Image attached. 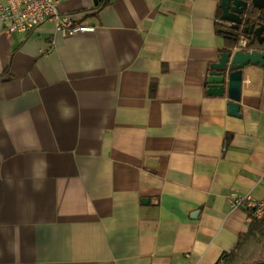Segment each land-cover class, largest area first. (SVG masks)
I'll return each instance as SVG.
<instances>
[{
	"label": "crops",
	"instance_id": "0c3cea01",
	"mask_svg": "<svg viewBox=\"0 0 264 264\" xmlns=\"http://www.w3.org/2000/svg\"><path fill=\"white\" fill-rule=\"evenodd\" d=\"M221 2L65 0L95 28L70 37L0 24V264H219L235 248L250 212L229 196L264 201V66L243 70L239 116L208 94Z\"/></svg>",
	"mask_w": 264,
	"mask_h": 264
},
{
	"label": "water",
	"instance_id": "95a60500",
	"mask_svg": "<svg viewBox=\"0 0 264 264\" xmlns=\"http://www.w3.org/2000/svg\"><path fill=\"white\" fill-rule=\"evenodd\" d=\"M259 0H222L220 8L222 19L231 23L228 36L234 46L221 53L220 58L210 65L208 78V94L214 96L227 95L230 98L229 108L233 116H239V101L243 86V70L250 65L264 66V53L247 48L248 35H254L259 44L264 42V24H249L251 15L255 14ZM264 14L258 17L261 19ZM245 39L246 46L241 42ZM264 264V262L252 263Z\"/></svg>",
	"mask_w": 264,
	"mask_h": 264
},
{
	"label": "built area",
	"instance_id": "2783aa9c",
	"mask_svg": "<svg viewBox=\"0 0 264 264\" xmlns=\"http://www.w3.org/2000/svg\"><path fill=\"white\" fill-rule=\"evenodd\" d=\"M65 0H0V24L8 35H27L35 29L49 25L54 32L64 37L80 33L94 32V27L83 26L73 17L62 15L60 6ZM242 40L241 45L246 46ZM229 199L234 208L245 207L250 222L264 217V201L253 200L249 196L231 194ZM219 264H224L221 259Z\"/></svg>",
	"mask_w": 264,
	"mask_h": 264
},
{
	"label": "trees",
	"instance_id": "16d2710c",
	"mask_svg": "<svg viewBox=\"0 0 264 264\" xmlns=\"http://www.w3.org/2000/svg\"><path fill=\"white\" fill-rule=\"evenodd\" d=\"M255 18L251 15V20ZM262 21L264 22V17L261 19L254 20V22ZM231 30L223 29L228 39V44L234 46L232 39L228 36ZM247 48H254L257 51H261V46L254 39L249 42ZM224 264H252L264 262V217L259 220H254L251 222L248 231L239 236L238 242L233 250L225 253L222 258Z\"/></svg>",
	"mask_w": 264,
	"mask_h": 264
},
{
	"label": "flooded vegetation",
	"instance_id": "af4514ba",
	"mask_svg": "<svg viewBox=\"0 0 264 264\" xmlns=\"http://www.w3.org/2000/svg\"><path fill=\"white\" fill-rule=\"evenodd\" d=\"M263 14H264V12H262ZM260 24V23H259ZM248 38H249V41L251 40V39H253V38H256L254 35H248L247 36ZM252 42V41H251Z\"/></svg>",
	"mask_w": 264,
	"mask_h": 264
}]
</instances>
